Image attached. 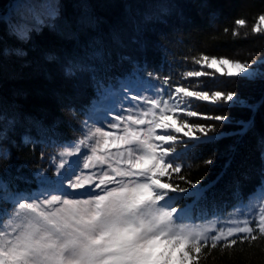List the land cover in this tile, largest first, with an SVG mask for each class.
<instances>
[{"label": "snow or ice", "instance_id": "obj_1", "mask_svg": "<svg viewBox=\"0 0 264 264\" xmlns=\"http://www.w3.org/2000/svg\"><path fill=\"white\" fill-rule=\"evenodd\" d=\"M21 7L31 14V26L23 22L28 13L19 17L20 23L4 22L9 35L22 44L29 43L32 32L43 25L65 39L78 40L81 33L95 31L102 22L87 0L76 5L80 14L74 22L63 20L60 0H44L39 12L35 5H15ZM169 10L170 6L156 15L134 19L138 46H143V31ZM235 24L244 27L246 21L237 19ZM262 25L264 14L259 15L252 34L264 36ZM239 35L234 28L233 36ZM112 40L120 43L115 30ZM0 55L24 57L27 52L6 48L0 49ZM45 58L58 59L52 53ZM120 59L132 65L131 72L123 78L110 77L104 43L93 39L83 56L64 60V75L73 78L87 71L95 91L87 108L68 105L73 115L79 111L84 116L78 140H63L55 123L45 126L34 117L23 118L38 134L33 137L31 128L27 129L21 137L24 145L39 144L58 151L48 157L41 153L49 168H38L31 179L21 169L15 176L5 169L9 179L0 176V264H198L202 249L226 248L264 237V140L260 182L246 198L237 196L231 212L194 215L191 207L209 188L181 174L184 161L197 148L224 135L216 132L215 123L198 121L231 122L229 116L198 111L200 102L210 106L209 111L225 106L248 108L253 119L240 122L241 134L253 127L254 115L264 103H248L235 91L210 87L209 80H264V59L249 63L201 54L191 58L198 67L182 65L179 76L170 67L167 72L159 66L149 70L146 62L126 56ZM14 108L0 105V142L14 143L9 133L21 124V114ZM9 159L11 151L0 149V160ZM213 163L211 158L205 161ZM174 174L188 187L174 183ZM12 181L35 183L36 188L21 190ZM185 200L191 205L178 208L177 203Z\"/></svg>", "mask_w": 264, "mask_h": 264}, {"label": "trees", "instance_id": "obj_2", "mask_svg": "<svg viewBox=\"0 0 264 264\" xmlns=\"http://www.w3.org/2000/svg\"><path fill=\"white\" fill-rule=\"evenodd\" d=\"M13 1L0 0V17L4 18L0 20V49L22 48L27 55H0V105L9 110L15 106L14 110L21 114V124L14 133H9L14 143L0 142V149L11 151V159L0 160V176L6 179L9 177L5 169H10L12 176L17 174V169H21V174L31 179L38 168H49V162L41 160V153L44 152L48 157L58 151L39 144L24 145L21 137L27 129L31 128L30 134L33 137L38 135L36 128L28 124L24 117L42 120L45 126L57 124V132L63 140H73L80 136L83 115L79 111L73 115L68 105L72 109L87 108L95 97V91L87 71L68 78L63 72V62L83 56L85 46L93 39L103 41L110 66L108 75L118 78H123L132 70L128 61H121V56L133 58L140 63L146 62L149 70L159 66L167 72L170 67L177 76L183 71L182 65L187 68L198 67L191 63V58L201 54L249 63L264 58V36L253 35L251 32L259 15L264 14V0H87L92 13L102 19L95 31L83 32L78 40H72L63 38L43 25L38 32H32L27 44L11 37L8 25L4 22L5 13ZM79 3L80 0H60L63 20H76L80 14V9L76 7ZM169 6L170 10L163 19L152 22L143 31V46H138L134 42L138 35L134 19L156 15L160 9H168ZM9 12L19 13L14 8ZM237 19H244L246 25L237 26ZM234 28L240 33L239 36H233ZM114 30L120 35L119 44L112 40ZM245 33H248L247 39L243 38ZM49 53L55 54L58 59L47 60L45 56ZM185 57L188 59L185 60ZM209 86L235 91L248 103L264 101V80L248 82L239 78L229 80L221 77L218 81L209 80ZM209 107L205 102H200L197 110L229 116L231 122L221 124L217 121H198L204 124L215 123L216 132L224 135L218 136L212 144L197 148L184 161L186 167L182 166L181 173L188 180L198 181L200 185L209 188L205 197L191 207L192 210L204 213L231 208L238 202L237 196L246 198L257 187L262 166L261 141L264 140V103H260L254 115L253 127L243 134L240 122L253 119V113L248 108L225 106L223 109L209 111ZM177 147L179 151L181 146L178 144ZM210 158L214 163L205 164ZM23 165L27 166L21 168ZM173 182L188 187L178 179L177 174H174ZM12 183L18 184L21 190L36 188L35 183ZM185 205H191V201L177 203L178 208ZM198 264H264V237L251 242H238L226 248L218 246L216 249H202Z\"/></svg>", "mask_w": 264, "mask_h": 264}, {"label": "rangeland", "instance_id": "obj_3", "mask_svg": "<svg viewBox=\"0 0 264 264\" xmlns=\"http://www.w3.org/2000/svg\"><path fill=\"white\" fill-rule=\"evenodd\" d=\"M43 2H44V0H14V1L12 2V4L10 5L9 10H10V8L12 7V5H14L13 8H14L16 11H19V13H18V14H12V13H10L9 10H8V11L5 13V15H6V20H11V21H12V19H13L12 22H14V23H20L21 21H20L19 17H20V16H25V14L28 13V10H27L26 7L15 8V5H17V4H19V5H35V6H36V11L39 12V11H40V5H41ZM197 6L199 7L200 4H197ZM29 15H31V14L28 13V14L26 15V18H25V20H24L23 22L28 23V24L31 26V25H32L31 23H34V22H33V20L30 22V17H29ZM262 27H264V25H262ZM263 59H264V58H263ZM34 68L36 69V67H34ZM205 70H207V71H211V70H208V69H205ZM90 104H91V103H90ZM90 104H89V105H90ZM89 105H88V106H89ZM83 119H84V116H83ZM79 138H81V134H80V136H79L78 138H75V139H73V140H78ZM70 159H72V158H70ZM53 176H54V174H53ZM231 210H232V208H231L230 210L225 211L224 213L231 212ZM197 222L200 223L201 221H197ZM203 222H207V221H203Z\"/></svg>", "mask_w": 264, "mask_h": 264}, {"label": "bare ground", "instance_id": "obj_4", "mask_svg": "<svg viewBox=\"0 0 264 264\" xmlns=\"http://www.w3.org/2000/svg\"><path fill=\"white\" fill-rule=\"evenodd\" d=\"M6 57V56H5ZM7 60V59H6Z\"/></svg>", "mask_w": 264, "mask_h": 264}]
</instances>
